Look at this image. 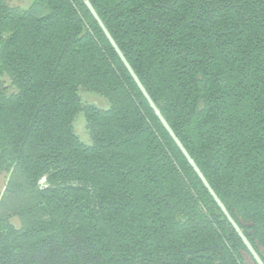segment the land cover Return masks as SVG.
<instances>
[{
	"label": "trees",
	"instance_id": "trees-1",
	"mask_svg": "<svg viewBox=\"0 0 264 264\" xmlns=\"http://www.w3.org/2000/svg\"><path fill=\"white\" fill-rule=\"evenodd\" d=\"M88 1L264 263V0ZM2 177L0 264H257L83 0H0Z\"/></svg>",
	"mask_w": 264,
	"mask_h": 264
},
{
	"label": "water",
	"instance_id": "water-1",
	"mask_svg": "<svg viewBox=\"0 0 264 264\" xmlns=\"http://www.w3.org/2000/svg\"><path fill=\"white\" fill-rule=\"evenodd\" d=\"M83 2L86 5V7L88 8V10L90 11V13L92 14V16L97 21L98 25L102 29V31L105 34L106 38L108 39L109 43L111 44V46L114 48L115 52L117 53V55L121 59L122 63L124 64V66L126 67L127 71L129 72L130 76L132 77V79L136 83L138 89L143 94V96L146 99V101L148 102L149 106L154 111L155 115L158 117V119L160 120L161 124L163 125V127L165 128V130L168 132V134L170 135V137L173 139V141L176 143L177 147L180 149V151L182 152V154L185 156L186 160L188 161V163L190 164V166L193 168V170L195 171V173L198 175V177L200 178V180L202 181V183L204 184V186L207 188L208 192L213 197V199L215 200L216 204L219 206V208L221 209V211L223 212V214L226 216L227 220L233 226V228L235 229V231L237 232V234L241 238L242 242L244 243V245L246 246V248L248 249V251L252 255L253 259L256 261L257 264H264L262 262V260L260 259V257L258 256V254L256 253V251L253 249V247L249 243V241L247 240V238L243 235V233L241 232L240 228L237 226V224L234 222V220L230 217V215L228 214L226 208L224 207V205L222 204V202L219 200V198L217 197V195L214 193V191L212 190V188L209 186L208 182L206 181L205 177L203 176V174L201 173V171L199 170V168L197 167V165L195 164V162L189 156L188 152L185 150V148L183 147V145L181 144V142L179 141V139L176 137V135L174 134V132L172 131V129L170 128V126L168 125V123L165 121V119L163 118V116L159 112L158 108L156 107V105L154 104V102L152 101V99L150 98V96L148 95V93L146 92L145 88L143 87V85L139 81V79L136 76V74L134 73V71L132 70L131 66L129 65V63L127 62V60L123 56L122 52L120 51V49L118 48V46L116 45V43L114 42V40L112 39L111 35L109 34V32L107 31V29L103 25V23L100 20V18L98 17V15L96 14V12H95L94 8L92 7V5L90 4V2L88 0H83Z\"/></svg>",
	"mask_w": 264,
	"mask_h": 264
},
{
	"label": "rangeland",
	"instance_id": "rangeland-1",
	"mask_svg": "<svg viewBox=\"0 0 264 264\" xmlns=\"http://www.w3.org/2000/svg\"><path fill=\"white\" fill-rule=\"evenodd\" d=\"M5 1L11 6H15L18 8H26L31 3L32 0H5ZM5 83L6 85H8L9 83L6 78H5ZM79 95L82 101L84 102L92 103L103 109H106L108 106L105 99L95 93L80 90ZM73 128H74V132L83 143L85 144L91 143V139L85 127V119L81 112L76 115L73 122ZM3 184H4V178L2 177L0 179V190H2ZM13 222L14 224H16V222L18 223V220L15 219V221L13 220Z\"/></svg>",
	"mask_w": 264,
	"mask_h": 264
}]
</instances>
